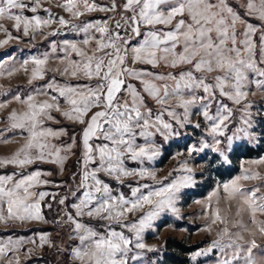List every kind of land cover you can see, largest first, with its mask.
Instances as JSON below:
<instances>
[{
    "label": "snow or ice",
    "instance_id": "obj_1",
    "mask_svg": "<svg viewBox=\"0 0 264 264\" xmlns=\"http://www.w3.org/2000/svg\"><path fill=\"white\" fill-rule=\"evenodd\" d=\"M78 2L80 0H64L61 6L74 18H79L85 12L97 10L98 6L94 2L89 3V0H82V11L78 7ZM161 5H170V7L165 10L161 8ZM39 6V0H34V5L30 8L24 0H0V19L6 18L14 21L16 31H20L22 27L23 34L28 36L31 31L33 38L36 33H41L43 27H51L53 23L64 27L70 26V21L63 17L53 19L51 14L48 18H42L39 15L33 17L24 15V9L27 8L36 13ZM241 7L245 9L247 16L259 19L262 24L256 26L244 21L227 0H214V2L213 0H125L123 11L131 12L132 15L130 17L122 15L116 20L111 30L108 21L88 22L79 27L71 25L72 28L86 34L90 30L99 33L98 37L86 35L82 41L86 48L94 41V48L86 51L78 47L77 43H68L63 49L64 59H67L69 53H75L79 59L69 60L61 75L70 74L73 78L82 76L89 80L96 79L99 83L95 86L60 85L53 79L43 88L34 89L24 99L19 94L12 98L26 105L27 110L23 113L17 111L10 113L7 118L9 130L19 129L26 133V143L11 159L0 160V166L12 165L24 168L38 161L62 163L66 159L61 156L62 148L50 143V138L58 137L66 130L44 127V119H53L50 114L52 110L61 111L60 98H63L68 105V110L62 111L61 114L69 120L86 125L81 134L83 172L81 181L77 185V190L83 189L82 198L79 199V203L71 205L75 209V216L67 213L68 221L74 225V231L80 242V245L73 249L72 254L75 259L81 261V264H127V255L131 251L130 246L133 245V240L125 236L123 232L115 230H110L106 236L99 235L90 227L80 223L77 217L106 213L105 219L119 221L126 212L142 210L145 205H148L151 210L139 219L138 223L130 226L124 225L134 232L136 240L134 247L144 249L145 244L141 242L142 231L150 227L151 222L162 211L166 209L177 211L174 206L178 198L177 193L182 187L193 183L192 175H182L172 179L167 185L149 190L146 194L141 192L140 187L134 188L131 194L134 199L128 200L123 195L113 196L110 186L99 179L98 173L104 172L109 176L115 175L117 178L121 175L133 174L124 167L126 155L132 160L144 158L152 160L158 155L151 144L136 145L137 136L148 141L156 132H160L165 137L173 134L172 123L164 121L163 115L166 113L173 121L183 126L189 120V106L197 101L207 100L200 114L205 120L211 122L210 131L214 137L223 136L227 127L225 122L230 120L232 109L222 102H217L216 113L210 115L209 110L212 102L215 101L216 93L219 92L221 96L228 98L234 104H240L248 95L243 90L248 80L246 71H251L264 78V67H260L264 65V31H260L264 28V0H246ZM100 10L115 11V0L111 7L101 6ZM185 15L189 17V20L179 19L171 30H153L156 25H170L177 16L184 17ZM238 23L244 24V31L239 37L237 35ZM2 27L0 25V28ZM141 27L148 29L144 32L142 41L129 47L132 39L141 35ZM4 31L8 39L13 38L10 32L6 29ZM121 31L128 35L122 36ZM257 31H260L259 61H257V44L254 39ZM51 34L56 35L57 33L54 31ZM7 42V39L0 42V46ZM177 47H181L180 52L176 51ZM52 48L55 50L54 43ZM129 57L133 63H144L153 67L161 62L170 67L185 64L192 65V70L178 76L154 74L129 68L126 65ZM29 62L33 65L29 82L43 79L48 56H33L30 61H25L21 65L25 72L28 71ZM2 66L0 64V67ZM18 70L9 69L6 74L11 76ZM213 71L222 73L214 78V84L207 83L204 76L195 75L198 72L211 73ZM4 74L0 73V75ZM126 77L138 80L143 86L142 91L161 105H167L171 99H176L178 103L175 107L184 109L183 119L172 108H164L160 114L153 117L151 109H147L143 104V96L136 86L133 84L125 86ZM167 80L174 82L171 85V91L167 83L158 86L154 82ZM256 85L264 87V80H257ZM226 88L229 90L226 91ZM197 90H202L205 95L197 97L195 95ZM121 91L128 93L129 99L118 100L117 97ZM185 91L192 95L185 98ZM50 93L54 94L50 95ZM41 95L49 96V100L37 101L36 97ZM7 104V101L0 103V108L6 107ZM249 107L250 105L246 104L244 109V124L248 128L252 126L250 113L247 111ZM93 108L101 110L95 111L89 117L88 114ZM196 126L199 127V125ZM137 128L140 129L138 133ZM236 133L250 136L247 128L244 127L237 128ZM234 137L235 133L228 137L229 144ZM93 139L103 140L105 143L93 145L90 143ZM220 143V140H215V144ZM208 146L203 145V147ZM97 160L99 161L97 167L88 169L89 163H95ZM190 171L189 169L188 172ZM135 174L155 179L154 172L149 170H140ZM42 175H50V173H42L38 169L25 175L20 173L0 175V221L6 222L8 219L21 222L33 219L43 220L39 201L44 200L49 193H35L30 190L37 185L50 183L47 180H41ZM17 176L19 179H15ZM251 178V176L244 177V179ZM148 187V185H143V188ZM223 187L230 197L236 195L248 205L252 223L256 225L261 234H264V221L257 220V214L264 215V195H257L261 189L257 187L244 191L236 186L235 181L231 186L225 184ZM72 195H75V192H72ZM66 199L67 197L62 198L59 203L64 205ZM5 208L7 217L3 214ZM220 219L217 211L215 220ZM241 227L243 231L251 232V229L242 224ZM219 235L220 239L214 241L208 249L204 250L203 254L206 255L213 249H219L224 254L225 249H231V253L225 254V258L219 264H236L238 261L241 264H264V261L258 262L252 255L253 249L257 247L254 239L245 247L238 243L244 239L240 232H237L233 238V234L225 227ZM225 237H228V243L222 242ZM44 242H46L45 236L42 235L41 247ZM12 244L13 242L9 240L7 245L0 246V256L6 254V248L11 250ZM152 250L154 249H149V251ZM201 254L200 251L196 252L192 259L195 260Z\"/></svg>",
    "mask_w": 264,
    "mask_h": 264
},
{
    "label": "rangeland",
    "instance_id": "obj_2",
    "mask_svg": "<svg viewBox=\"0 0 264 264\" xmlns=\"http://www.w3.org/2000/svg\"><path fill=\"white\" fill-rule=\"evenodd\" d=\"M94 2L98 7L97 10L85 12L84 15L79 18H74L72 15L64 10L61 6L64 4V0H39L40 6L36 13L24 9V15L33 17L39 15L42 18H48L49 14L53 19L63 17L65 20L70 21V26H60L58 23H53L51 27H43L41 33H36L33 38V34L30 31L28 36L23 34L21 27L20 31H16L14 27V21L9 19H0V42H8L0 46V103L8 102L7 106L0 108V160L11 159L16 152H18L23 145H25L26 133L19 129L9 130V124L7 118L12 111L23 113L26 111V105L20 104L12 99L15 95L19 94L22 99L27 97L34 89H41L49 81L55 79L60 85H91L95 86L99 83L96 79H86L82 76L73 78L70 74L61 75V72L68 65L69 60H78L79 57L75 53H69L67 59H64L65 52L64 47L68 43H77L78 47L84 48L86 51L95 47L93 41L87 48L82 44L86 35L99 36V33L95 30H90L88 34L77 31L72 28L71 25L82 26L88 22H104L108 21L109 29L111 30L115 25L117 19H120L122 15L131 16V12H124L123 5L125 0H115V11H103L100 7H111L113 0H89V3ZM214 2V0H213ZM235 10L239 12V15L244 21L256 26H260L262 22L259 19L249 17L245 14V9L241 7L246 3V0H227ZM24 3L28 7L34 5V0H24ZM78 7L83 11L82 0L78 2ZM170 5H161V8L167 10ZM47 10V11H46ZM20 11V10H13ZM189 20V17L177 16L170 25H156L153 30H171L175 27L176 22L179 19ZM123 23V22H122ZM11 33L12 39H8L5 35V31ZM148 29L141 27V35L132 39L129 47L137 45L143 39V34ZM56 32V35H52V32ZM244 31V24H237V35ZM260 31H264L261 28ZM260 31L255 34V42L257 44L256 56L259 61V36ZM122 36H127L128 33L121 31ZM18 37V39H17ZM46 37V38H45ZM55 44V50L52 48V44ZM177 52L181 51V47H177ZM91 54V52H89ZM48 56V63L45 66V73L43 79H36L29 82L31 79V70L33 65L29 62L27 64L28 71L25 72L21 65L25 61H30L33 56L43 57ZM63 60V62H61ZM126 65L135 70H145L154 74L160 75H179L181 73L192 70V65L181 64L177 67H170L161 62L158 66L153 67L144 63H133L129 57L126 60ZM264 67V65H260ZM19 69L14 72L13 75L8 76L6 74L9 69ZM71 71V69L69 70ZM197 77H206L207 83H215V77L222 75L219 71L198 72L195 73ZM248 80L245 84L244 91L248 93L247 97L241 101L240 104H234L228 98L221 96L219 92L216 93L215 101L212 102L209 110L210 115H214L218 108L217 102H222L232 109V115L229 121H226V130L223 136H213L210 131V123L200 114L203 110L205 101H197L189 106V120L180 126L171 119L166 113L163 115V119L166 122H170L173 125L172 133L162 135L160 132H156L153 136L146 141L144 138L137 136L136 145L151 144L155 147L158 155L152 160L138 159L132 160L127 157L124 158V167L133 174L128 176L121 175L117 178L115 175L109 176L104 172H99L98 177L105 183H107L111 190L112 195L119 197L124 196L125 199L132 200V190L140 187L142 193H147L149 190H155L156 188L167 185L172 179L178 178L182 175H192L193 183L190 186L182 187L177 193V199L175 201V208L177 211L171 210L162 211L152 222L151 226L145 228L141 233V242L145 244L144 249H138L134 247L136 243L134 232L130 230V227H124V225H131L138 223L150 209V206L145 205L142 210H134L131 213L126 212L123 217L117 220L105 219L106 213L101 215H83L77 217L80 223L90 227L93 231L99 235H107L110 230L117 232H123L125 236L132 238L133 245L131 251L127 255V264H171L169 259L165 256L166 253L180 259H186L188 264H219V262L225 258V254H230L231 249H225V253L222 254L219 249H213L206 255L203 254L204 250L220 239V233L225 227L229 229V232L235 234L240 232L243 236L242 241L238 243L247 247L248 242L251 240L256 241L257 247L253 249V257L258 262L264 261V234H261L256 225H254L250 219L248 205L244 204L238 196H229L224 190V185L230 186L235 181L236 186L244 191H250L259 187L260 193L257 195H264V152L253 158H236L233 157V153L240 145L246 146L248 143H258L262 149H264V87H257V80H264L256 73L246 71ZM157 85L167 83L169 91H171V85L174 83L171 80L167 81H154ZM127 84H133L137 90L141 92L143 96V104L147 109H151L153 117L160 114L164 108H172L181 119H183L184 109L175 107L178 101L171 99L167 105H161L157 103L155 99L150 97L147 93L142 91V85L136 79L126 77L125 86ZM229 90L228 88L225 89ZM54 94V93H50ZM185 98L192 95L185 91ZM197 97L204 96L205 93L202 90L195 92ZM118 100L129 99L128 93L121 91L117 97ZM37 101L49 100V96H37ZM61 111L52 110L51 116L53 119H44V127L51 128L53 130L65 129L66 132L61 133L58 137L50 138V143L61 147V156L66 157L62 163H49V162H35L24 168L15 167L12 165L0 166V175H8L12 173H20L22 175L32 173L35 170H41L42 173H50V175H42L41 180H47L50 183L40 184L32 189L35 193L47 192L48 196L44 200L39 201L42 206L47 210L51 209L56 202L57 197L61 196L62 191L69 189V197L72 204L79 203V199L82 198L83 189L77 190L83 172V165L81 163L83 158L82 147V130L85 128V124H80L74 120L65 118L61 112L68 110V105L63 98L59 99ZM250 107L247 111L250 113L251 127L248 128L244 124L245 118V105ZM101 109L93 108L92 112L88 114L90 117L95 111ZM43 119V117H42ZM87 119V118H86ZM196 125H199L197 127ZM239 127L247 128L250 136H245L242 133H236V129ZM137 133L140 129H136ZM163 131V130H161ZM231 144H229L228 137L233 136ZM73 138L75 143L73 144ZM220 140V144H215V140ZM5 141H7L5 143ZM91 144H103V140H91ZM209 145L203 147V145ZM70 146V147H69ZM168 149V152H167ZM223 152V155H221ZM225 157L227 159L225 160ZM99 164L97 160L95 163H89L88 169L96 168ZM234 167L237 169V174L227 181L223 182L217 175L218 170L224 167ZM76 168L74 172L72 168ZM191 170L190 173L188 170ZM140 170H149L154 172L155 179L149 177H140L135 174ZM245 176H251V179H244ZM19 179V176L15 177ZM143 185H148V188H143ZM75 192V195H72ZM48 205H51L50 207ZM95 205H93L94 207ZM40 209V214L42 210ZM74 212L75 209L73 208ZM217 211L221 217L220 220H215ZM4 216L7 217L6 208L4 210ZM75 216V215H73ZM86 219L93 221L89 224ZM215 220V223L213 222ZM257 220L264 221V215L257 214ZM101 222V224H95ZM241 224L249 229L251 232L243 231ZM41 227L36 233L29 236H23V230L30 229L32 227ZM71 238L75 242L74 248L80 245L79 238L74 231ZM54 223L46 220L43 216V220H30V221H18L14 219H8L0 221V246H5L8 241L13 242L11 250L6 248V254L0 256V264H41L36 262L39 257L42 256L46 249H51L54 245V233L52 232ZM2 232L7 235L1 234ZM45 236V241L41 247V236ZM169 239L180 242L187 247L197 245L199 248L190 254H183L176 248H167V242ZM50 242V243H49ZM228 243V237H225L222 241ZM73 248V249H74ZM72 249V253H73ZM149 249H154L149 251ZM200 251L202 254L197 256L195 260L192 259L193 255ZM71 253L69 261L72 264H81V261L75 259ZM243 255V253H241ZM230 258V255H229ZM241 264V262H236Z\"/></svg>",
    "mask_w": 264,
    "mask_h": 264
},
{
    "label": "trees",
    "instance_id": "obj_3",
    "mask_svg": "<svg viewBox=\"0 0 264 264\" xmlns=\"http://www.w3.org/2000/svg\"><path fill=\"white\" fill-rule=\"evenodd\" d=\"M168 152V149H167ZM264 152V149L258 143L243 146L240 145L235 149L233 153V157L236 158H253ZM72 170L77 171L76 168H72ZM237 174V169L230 166L224 167L218 170V177L223 181H227ZM62 195L57 197L56 202L53 204L52 208L47 210L44 206H42V214L46 220L52 221L54 223V227H52V232L54 233V245L51 249H46L39 259L36 262L41 264H72L69 259L72 253V249L74 248L75 240L71 238L73 234V226L72 223L68 221L67 213H71L75 215L69 197V189L62 191ZM67 197L65 204L61 205L59 201ZM89 224H92L93 221L90 219H86ZM101 224V222H96L95 224ZM41 230V227H32L30 229L23 230V236H29L33 233ZM1 234L7 235V233L2 232ZM176 248L179 252L183 254H190L197 250L199 247L197 245L187 247L184 244L173 241L169 239L167 242V248ZM165 256L169 259L171 264H188L186 259H180L177 257H173L172 255L166 253Z\"/></svg>",
    "mask_w": 264,
    "mask_h": 264
}]
</instances>
